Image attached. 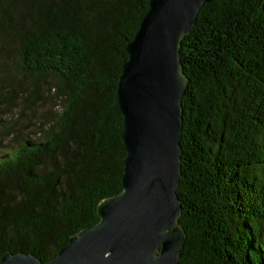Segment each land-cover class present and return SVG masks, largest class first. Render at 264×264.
I'll use <instances>...</instances> for the list:
<instances>
[{
  "label": "trees",
  "instance_id": "obj_1",
  "mask_svg": "<svg viewBox=\"0 0 264 264\" xmlns=\"http://www.w3.org/2000/svg\"><path fill=\"white\" fill-rule=\"evenodd\" d=\"M149 0H0V106L52 78L34 137L0 120V257L54 258L122 191L116 88ZM184 242L178 264H264V0H211L178 43ZM34 78L31 87L16 77ZM8 79L7 83H4ZM5 140V141H4Z\"/></svg>",
  "mask_w": 264,
  "mask_h": 264
},
{
  "label": "water",
  "instance_id": "obj_2",
  "mask_svg": "<svg viewBox=\"0 0 264 264\" xmlns=\"http://www.w3.org/2000/svg\"><path fill=\"white\" fill-rule=\"evenodd\" d=\"M211 0H149L126 45L116 98L126 155L120 194L97 206L99 222L69 238L45 264H178L184 242L180 206L181 98L178 43ZM0 264H44L32 254L5 252Z\"/></svg>",
  "mask_w": 264,
  "mask_h": 264
},
{
  "label": "rangeland",
  "instance_id": "obj_3",
  "mask_svg": "<svg viewBox=\"0 0 264 264\" xmlns=\"http://www.w3.org/2000/svg\"><path fill=\"white\" fill-rule=\"evenodd\" d=\"M2 54L0 52V73L1 69L4 68L2 65ZM18 82L22 81L23 85L31 87L34 82V78H23L21 76L16 77ZM8 79L4 83H7ZM40 87L39 95L34 99V103L29 105L30 109H25L23 115H19L20 111L18 109L10 108L8 115L5 117L3 113L8 109V106H0V120L5 118V120L14 122V126H17L26 137H34V132L37 131L38 125L41 121L47 118L50 112L57 111L59 109V104L55 102L54 90L49 91V86L54 84V80L50 79H40L37 82ZM5 141V140H4ZM0 148L1 145H0Z\"/></svg>",
  "mask_w": 264,
  "mask_h": 264
}]
</instances>
